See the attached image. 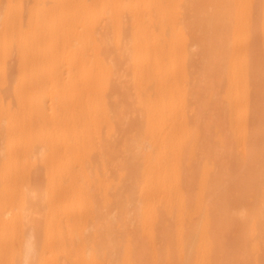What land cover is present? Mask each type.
<instances>
[{"label": "bare ground", "instance_id": "1", "mask_svg": "<svg viewBox=\"0 0 264 264\" xmlns=\"http://www.w3.org/2000/svg\"><path fill=\"white\" fill-rule=\"evenodd\" d=\"M0 264H264V0H0Z\"/></svg>", "mask_w": 264, "mask_h": 264}]
</instances>
